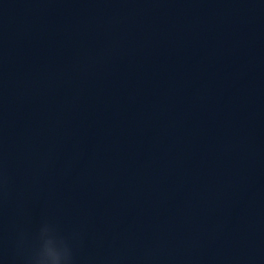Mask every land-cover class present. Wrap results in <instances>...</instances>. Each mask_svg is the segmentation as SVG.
<instances>
[{"label": "water", "instance_id": "95a60500", "mask_svg": "<svg viewBox=\"0 0 264 264\" xmlns=\"http://www.w3.org/2000/svg\"><path fill=\"white\" fill-rule=\"evenodd\" d=\"M42 235L70 264H264L246 0H0V264Z\"/></svg>", "mask_w": 264, "mask_h": 264}, {"label": "clouds", "instance_id": "9594fccd", "mask_svg": "<svg viewBox=\"0 0 264 264\" xmlns=\"http://www.w3.org/2000/svg\"><path fill=\"white\" fill-rule=\"evenodd\" d=\"M43 243L36 254L34 264H70L71 256L63 239L54 240L55 244L45 241L42 235Z\"/></svg>", "mask_w": 264, "mask_h": 264}]
</instances>
